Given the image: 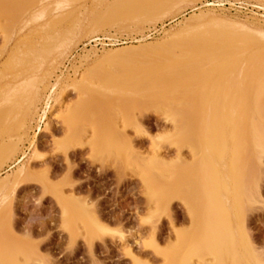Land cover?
I'll use <instances>...</instances> for the list:
<instances>
[{
  "label": "rangeland",
  "instance_id": "obj_1",
  "mask_svg": "<svg viewBox=\"0 0 264 264\" xmlns=\"http://www.w3.org/2000/svg\"><path fill=\"white\" fill-rule=\"evenodd\" d=\"M33 1L19 0V7L14 6L13 9L12 6L10 8L13 10L8 17L14 20L18 19L14 25V40L6 41L2 37L4 36L2 29H0V97H5L4 99L11 103L15 102L17 98V100L25 101L29 106L31 105V108L33 105L36 106V110H38V113L34 114L33 119L35 120H31L25 126L27 127L24 128L26 134L22 135L24 137L21 138L15 155L11 159L0 162V178L14 173L20 167L23 170L22 175L11 188L9 185L8 189H5L8 192L5 193L4 189H0V264H170L171 262V264H181L179 262L182 259L181 255L177 256V252L173 251L179 250L182 244L179 243L180 241L183 243L184 240H188V243L201 242L200 229L206 225L202 222L204 225L202 226L200 220H195L190 216L191 213L184 203L185 201L179 197L181 193H177L176 186V188H171V191L167 189L168 187L163 188L167 186L164 181L171 179L174 175L172 172H155L156 186L163 188H158L159 191L150 186V183L146 181L149 179L145 180L148 175L151 176L149 171L146 174V170L149 166L148 156L152 155V139L159 134L170 132L172 125L164 119L161 113H155L152 109L146 110L147 106L142 105L136 94L128 95V90H122L119 93L118 89L107 87L109 85L104 86L100 82L101 77H99L101 73L100 76L104 77L105 72V74H109L105 75L109 77L106 78L113 79L112 81L118 82L121 77L123 80L130 78L132 88L134 89L135 86L136 89L137 86L141 87L140 85L147 77L152 75L149 73L148 65V69H138L142 66L135 65V61L143 60L140 57L137 58L138 56H128L129 58H127L139 72L134 74L129 71L131 75H128L129 73L124 71H128V68L132 69H130V64L127 65L130 61H127L126 58H124L127 61L125 64L121 60L119 62L118 58V60L108 61L110 64L106 62L109 58L103 59L106 64H101L102 60L96 61L94 64L98 66L96 67L94 64L92 66L94 72L90 76V86H83L84 88L81 89V86L72 85L71 82L62 84L52 95V110L41 120L40 116L43 115L44 109L43 99L47 97L50 87L61 71L63 74L65 73V76L74 79L73 68L78 67L76 76L79 74V79L81 78L85 67L80 68L79 63L89 50L94 49L97 54H101L103 50L117 51L131 45L137 46L139 42L143 45L152 44L160 40L168 29L185 22L191 16L205 11V9H211L219 17L232 15L256 23L238 28L224 26V30L215 25L212 27L190 22L183 27V31L186 34V39L189 37L191 39L193 35L190 41L193 45L196 42L198 45L202 39L206 40L208 37L220 33H244L256 37L245 43L250 52L257 53L258 56L263 55L264 35L262 34L264 31L261 29V25L264 24V0H216V4L209 3L210 0H147L148 10L162 5L166 12L165 15L151 22L144 20L132 23L123 21L117 26H105L98 32L78 39L67 54L59 59L58 69L46 76L38 74V64L41 60L31 50L32 45H29L30 43L26 39L28 35L23 32V29L27 28L36 33L49 29L55 30L59 27L58 17L90 21L94 18L96 11L120 0H79L77 3L57 8L50 3L52 0H45L47 9L50 8L51 12H54V9L58 10L56 15L49 14L47 25L42 23V20L35 19V13H33L35 8L32 7L35 3ZM51 21L54 22L51 23ZM49 23L52 26L48 25ZM4 24V17H0V27ZM156 28L155 33H148L150 29L155 30ZM242 28L247 30H241ZM196 34L202 36L197 37ZM193 37L195 38L193 39ZM97 38L101 39L100 46L90 43L91 40ZM102 38H105L107 42L102 41ZM188 39L187 41H189ZM192 44L191 46H193ZM197 45H194V48L190 47L197 49ZM173 47L176 49L173 50V53L175 51L177 53L174 54L175 57H183H178V59L185 64L187 55L192 49L183 56L182 54L186 53L184 51L187 48L181 45ZM181 48H183V53ZM58 50L60 54L63 53L61 46ZM149 51L139 54H142L141 57L144 59L150 60L155 57L152 55L158 53L153 49ZM149 55L151 56L149 57ZM116 61L121 63L119 65L121 67L116 65ZM138 61L139 65L141 62ZM193 61L199 63L200 58ZM193 61L191 66L195 64ZM206 65L202 68V65L195 64V68H197L194 69L195 73H192L194 72L192 69L187 79H166L165 91L156 98L158 100L169 99L171 95L173 97V94L177 93L181 96L177 95V97L183 98V95L188 94V97H185L188 99L189 96H194L189 98L194 100L192 103L186 102V104L189 106L197 104L199 101H195L196 96L187 89H190L188 85L192 86L191 82L195 83L200 78L201 71L208 67ZM135 66L133 69H136ZM141 70L144 74L145 71L148 73L143 75ZM122 73L123 75L126 73L127 77L122 76ZM136 74L140 75L141 84L138 82ZM229 75H227V81H229ZM133 76L137 77L136 80ZM106 78H103V82L107 81ZM189 80L193 81L189 84ZM100 84H102L101 87ZM18 85L20 87L15 88ZM183 86L188 88L184 89L185 91L178 88ZM260 90L261 87H258L257 92ZM187 99L185 100L187 101ZM185 100L175 101L174 99L172 102L175 101L173 105L178 108L174 107L176 115L180 118L182 111L185 112L186 118L189 116L186 113L193 108L189 107L190 109L188 108L186 112L184 109L188 106L183 103ZM178 104L179 106H177ZM0 107L5 110L1 104ZM5 107L7 108V106ZM51 112L53 113L50 114ZM70 112L75 113V120L73 124L69 125V123L63 122L65 121L63 118ZM188 113L193 112L189 111ZM12 115L10 114V117H14ZM259 117L264 127V111ZM190 119L187 117L184 121ZM12 123L15 124L14 120ZM71 126L74 127L71 128ZM29 140L33 141L31 147H29ZM250 141L249 152L247 151L249 154L247 155L245 152L242 155L241 166L244 168V172L253 175V180H250L254 183L251 184L254 186L253 191L256 192V195L252 192L254 200L247 205L250 208L243 207L241 213L238 212V207L233 208L232 205L223 204L222 208L225 212H229L232 207L237 211L236 213H239L235 215L232 213L235 210L230 211L234 216L228 234L232 237L234 235L233 238H237L238 244L243 242L249 256L253 259V264H264V156L261 159L256 157L255 147ZM131 148L143 160L138 163L139 160L136 159L135 164L142 163L147 168L146 170L137 167L138 164L137 166L134 164V157L130 158L132 156L129 153ZM183 149L181 150L183 159L185 162H191L192 159L188 151ZM159 150L161 158L166 160H175L177 156L175 148L172 146L164 145ZM252 165L253 167H251ZM245 167H248V170ZM189 176L191 177V175ZM190 177H185L188 184L184 182L185 178H183V182L179 183L180 187L185 185L183 186L185 189L191 186L190 189L193 191L195 186L193 190L192 186L196 182V178L191 177L190 179ZM166 189L169 193L166 192L168 196L160 209L159 201H157L160 195L158 193ZM182 190L185 192L183 188ZM187 191L191 193L189 188ZM210 205L212 209H219L220 206L219 202H213ZM73 215L76 216L73 217ZM209 248L206 247L204 250L208 252ZM169 252L173 253L169 254ZM174 255L177 257L173 258ZM224 264H234V262L230 258H226Z\"/></svg>",
  "mask_w": 264,
  "mask_h": 264
},
{
  "label": "bare ground",
  "instance_id": "obj_2",
  "mask_svg": "<svg viewBox=\"0 0 264 264\" xmlns=\"http://www.w3.org/2000/svg\"><path fill=\"white\" fill-rule=\"evenodd\" d=\"M44 1L45 0H34L33 2L35 4H32V7L35 8V10H33V13H35V19H40L42 20V23H45V25H47V17L49 16V14L52 13L56 15L58 10L54 9V12H51L50 8H46V4ZM77 2H79V0H52L50 3L53 4L55 8H57L62 5H69L71 3L73 4ZM146 4L149 5V3H147V0H120L115 4H109L108 7H105L102 10L96 11L94 14V18L90 21H78L73 20L69 17L68 19L67 17L65 19H62L60 17V19L58 17L59 20L57 23L59 27H57L55 30L49 29L43 32L40 31L36 33L28 30L27 28L23 29V32H26V34L28 35L26 39L30 43L25 44L32 45L31 50H33L35 56L41 60L38 64V74H44L46 76L54 72V70L58 69L57 66L59 65V59L67 54L70 47L73 46L75 42L78 41V39L87 36L88 34L98 32V30L105 26H117L123 21H131L132 23L134 21L144 20L146 22H151L154 20H158L165 15L166 12L162 5L155 7L153 10H148ZM18 5L19 0H0V17H4L5 20V24L0 27V29H2V33L4 34V36L2 37L6 41L14 40V25L15 22L18 21V19H10L8 15L15 8L14 6L19 7ZM12 6L13 9H10ZM53 22L51 21V23ZM190 22H195L196 25H208L212 27L215 25L218 28L222 27L221 29H224L225 27L227 28V26L238 28L240 26L256 23L255 21L253 22L252 20L249 21L246 19L242 20L240 17L232 15L219 17L211 9H205V11H200L198 14L191 16V18L185 20V22L179 23L175 27L168 29L164 32V35L160 40L152 44L143 45L139 42V45L137 46L131 45L117 51L103 50L101 51L102 53L100 52L101 54H97L96 50L91 49L86 52L84 56L82 55L83 57L80 60V68L85 67L83 71L84 74H82L80 79L79 74L78 76H76L79 69L76 66V68H73L75 73L74 79L65 76V73L63 74L62 71L60 75L56 76L55 82L50 87V91L47 97L43 99L44 109L42 111L43 115L40 116V119L42 120L46 116V114H48L52 110V95L62 84L71 82L72 85L81 86V89L90 86V76L94 72V67L92 68V66L96 61L102 60L101 64H106V62L110 64L109 62L112 61V59L116 60L118 58L119 60H117L119 62L121 60L124 62L123 64H125L126 60L124 58H126L127 61H130L127 63V65L130 64V69H132L129 70L128 68V71H124L126 73L128 72V75H131L129 71L135 74V72H138V69H146L148 65V67L150 68L149 73L152 75L147 77V79L145 78L146 80L143 84H141L139 80V76L141 75V73L140 75L136 74L138 76V82L141 84V87L137 86L136 89L135 86L134 89L132 88V81H129L130 78L123 80L122 77H118L122 80L119 79L120 81L118 80L117 82L112 81L113 79H109V81L107 79L109 78L107 77L109 74L107 75L105 74V72L103 74L104 77L100 76L102 73L99 74V77H101L100 82L103 83L104 86L109 85L107 87L115 88L116 90L118 89L117 91L119 93L120 91L122 92V90H128L129 93L125 92L128 93V95H131L130 93H133L134 95L136 94L137 96H139L142 105L145 104L147 106L146 110L152 109L155 113H161L164 119L169 121L172 125L170 126V132H167L165 134L162 133V135L159 134V136H155L152 139L153 149L151 152L152 155L148 156V169L145 168L142 163V165L138 164L143 160L137 153L133 151L132 148L130 149L129 153L132 156L130 158L134 157V164L135 161L139 160L138 163L136 162L138 166L137 164H135L137 167H140L141 169L144 168L145 170L147 169L146 174L148 173L147 171L150 172L149 174L151 176L148 175L145 180L149 179L146 181L150 183V186L154 187V190L157 188L156 190L159 191V189L162 188V186L160 188L159 186H156L157 184L155 180L157 179L155 176V172H172V174L174 175L171 174V179L164 181V183L166 182L165 184L167 186H164L163 188L168 187L167 189L170 190L173 187H177V193H181L179 194V197H181L185 201L184 203L191 213L190 216H192L193 219L195 218V220H200L201 224L203 222V224L206 225L204 226L202 224V226L204 227H201L200 229V236H202L201 242L188 243V240H184L187 243H183L182 241H180L179 243L182 244L180 245L179 250H174L173 252H177V256L181 255L182 259H180L181 261H179L181 264H224L226 258H230L231 261L234 262V264H253V259H251V257L249 256L248 250L244 247V244H242L243 242H241V244H238V241L236 242L237 238H233L234 235L232 237L228 233L229 229H231L230 225L233 222V214L238 215L239 213H241L243 207H248L247 205H249V203L254 200L253 193H255L256 195V192L253 191L254 186H252V184L254 183L250 180H253V175H250L248 172H244V168L241 166L243 157L242 155L249 150L250 140L252 141L251 144H253L255 147L254 151L256 150V157L261 159V157L264 156V127L259 117L264 111V54H260V56H258L257 53L250 52L249 48L245 45L246 41L252 40L256 37H254L253 35H246L244 33L236 34L235 32L228 34H216L212 37H208L206 40L200 39L201 41L198 40V45L196 44L197 42L194 44L197 45L198 48L192 49L194 48V45L190 41L193 35L191 36V39L190 37L189 39L187 38L189 40L187 41L186 34L183 31V27ZM51 23H49L48 25H50ZM50 26H52V24ZM245 29L242 28L241 30ZM261 29L264 31V24L261 25ZM201 33L203 35V32ZM199 35L200 34H198L197 37ZM194 38L195 37H193V39ZM136 43L138 44V42ZM191 44L193 46H191ZM174 45H181L182 47L187 48L184 51L186 52L185 54L183 53V48H181L183 56H185L188 52H190V49H192L191 52L187 55L188 58L187 60H185V64H183L180 59H178L179 56L175 57L177 53L176 51L175 53H173V50H176L173 49ZM60 46L63 49V53L61 54L58 50ZM152 49L158 52L157 55H152V57L155 56L153 59L151 58L150 60H146L141 57L142 54H139L140 52L149 51ZM128 53L132 54L125 55ZM134 54L135 56H133ZM128 56H138L137 58L140 57L143 61H135V59H133V61L136 62L134 63L135 65H137L138 67L141 65L142 67H139L137 69L135 65H132V62L130 59H128ZM150 56L151 55H149V57ZM196 58H200L199 63H195L193 61ZM103 59L108 60H106L105 62ZM118 61H116L117 64L115 63L117 66L121 65V63H119ZM137 61L145 64L146 66L144 67L141 63L138 65ZM192 61L197 65H202V68L206 64L208 65V67L205 70L201 71L199 75L200 78L198 77L199 79L196 80L195 83L191 82L193 80H189V84L190 82L192 83V86L191 84L188 85L190 86V89L188 87L185 88V86L187 85L178 88L183 89V91H185L184 89L188 88L187 90H190L192 95L194 94L196 96L195 101L199 102H197V104H191L189 106L186 104V102L189 104L192 103L194 99L191 100L189 98H193L194 96H189L188 100L186 98L188 97V94H182L183 98H179L181 96L178 95V93L174 95V91L172 93L173 97L170 94L171 96L169 99L164 98V100H158L156 97L159 96L163 91H165L164 85L166 84V79H187L189 74L192 72V69L193 71L194 69H197L195 68V64L194 66H191ZM94 66L97 67L98 65L94 64ZM133 66H135L136 69H133ZM198 69H200L199 66ZM141 72L143 71L141 70ZM146 73L148 72L145 71V74ZM192 73H195V71ZM145 74L143 72V75ZM124 75L122 73V76ZM227 75H229V81L226 80ZM125 76L127 77V75ZM103 78H106L107 81L103 82ZM136 78L134 77L135 80ZM101 85L102 84H100V87ZM18 87H20V85L16 86L15 88ZM258 87H261V90L257 92ZM17 95L20 96V94ZM177 95L179 97H177ZM176 97L179 98V100H176ZM0 98V104L5 108V110H2V108L0 107V162H2L4 160L6 161L8 159H11V157L15 155L19 148V143L21 142L20 140H22L21 138L25 136L24 134H26L24 128L26 129L27 127L25 126L28 125L31 120H35L33 119L34 114H36L38 110H36V106L33 105V107L31 108V105L29 106L25 101L17 100V98V101L15 100V102L12 103L6 101V99H4L5 97L3 98L1 96ZM173 98L175 99V101L187 99V101L185 100L183 102L186 104V106H188L184 110L187 112L189 107H193L192 110L189 108V111H192L193 113H188L189 111L186 113L190 116H187L188 119L192 117L190 120L184 121L185 119H187V117L185 118V112L183 113V111L182 113L180 112L181 118L176 115L175 108L177 107L173 105L175 101L174 103H172L174 100ZM5 106H7V108ZM177 106H179V104ZM52 113L53 112H51L50 114ZM10 114H13L12 116L14 117H10ZM74 114V112H70L68 113V115H65V118H63L65 119V121L63 122L67 124L69 123V125L73 124L75 120ZM62 116L64 117V115ZM9 117L12 118L11 121H9ZM13 120L15 124L12 123ZM73 127L74 126H71V128ZM29 142V147L33 146V141L29 140ZM164 145L172 146L173 148H175L177 154L175 160H166L165 158H161L159 149H161V147H163ZM182 148L188 151V154L192 159L191 162H185V159H183L181 153ZM248 152L247 155L249 154ZM251 167H253V165ZM186 171L190 173L189 175H191V177L196 178L195 183L194 181H192L194 183L192 186V190L195 186V189L193 190L194 192L191 191V186L188 187L191 193H188L189 191H187V187L186 189L185 187H183L185 185L181 186L185 190V192L180 187V181L183 182V178L187 176L190 177L186 174ZM22 172L23 170L20 167L14 173L5 177H1L0 189H4L5 191V189L9 185L11 188L14 182L22 175ZM184 182H187V179L186 181L184 180ZM167 189L162 190V192L158 193V195H160L157 198V201H159V203H157L160 209L164 205L165 199L168 196L167 193L169 192ZM6 192H8V190H6L5 193ZM213 202H219V209L211 208L210 203ZM223 204H228L229 206L232 205L233 208L238 207L239 213H236L237 211L235 209H232V207L230 211L232 212V210H235L234 212H232L233 214L230 211L225 212L222 208ZM75 216L73 215V217ZM186 236L184 237L186 238ZM206 247H210L208 249V252L207 250H204ZM173 252H169V254H172ZM177 256L174 255L173 258ZM170 257L172 256L170 255Z\"/></svg>",
  "mask_w": 264,
  "mask_h": 264
},
{
  "label": "built area",
  "instance_id": "obj_3",
  "mask_svg": "<svg viewBox=\"0 0 264 264\" xmlns=\"http://www.w3.org/2000/svg\"><path fill=\"white\" fill-rule=\"evenodd\" d=\"M211 2H209V3H215L216 4V0H210ZM213 1V2H212ZM157 31V28L155 29V30H153V29H150L149 31H148V33H150V34H153V33H155ZM103 40L102 41H104V42H107V40L105 39V38H102ZM100 38H97L96 40H91L90 41V43L91 44H94V45H96V46H100Z\"/></svg>",
  "mask_w": 264,
  "mask_h": 264
},
{
  "label": "clouds",
  "instance_id": "obj_4",
  "mask_svg": "<svg viewBox=\"0 0 264 264\" xmlns=\"http://www.w3.org/2000/svg\"><path fill=\"white\" fill-rule=\"evenodd\" d=\"M95 257V256H94Z\"/></svg>",
  "mask_w": 264,
  "mask_h": 264
}]
</instances>
